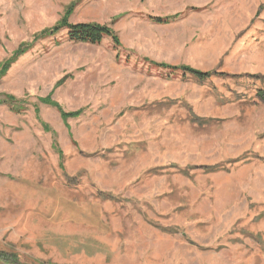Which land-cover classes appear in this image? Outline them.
<instances>
[{
  "label": "rangeland",
  "instance_id": "rangeland-1",
  "mask_svg": "<svg viewBox=\"0 0 264 264\" xmlns=\"http://www.w3.org/2000/svg\"><path fill=\"white\" fill-rule=\"evenodd\" d=\"M73 1L121 45L64 30L0 77V264H264V0H0V63Z\"/></svg>",
  "mask_w": 264,
  "mask_h": 264
},
{
  "label": "trees",
  "instance_id": "trees-1",
  "mask_svg": "<svg viewBox=\"0 0 264 264\" xmlns=\"http://www.w3.org/2000/svg\"><path fill=\"white\" fill-rule=\"evenodd\" d=\"M76 1L71 2L65 9V13L54 25L44 28L32 36L31 41L22 42L18 48L12 53L10 57L5 59L0 63V77L6 74L10 65L23 53H25L37 40L55 36L61 31H66V38L72 42L78 43H89V44H100L104 38H110L114 47H119L121 45L119 37L114 29L109 24H101L97 22H77L73 23L68 20L69 15L72 13ZM178 15V14H177ZM177 15L169 16H148V18L155 23H168L170 20L174 19ZM147 60V59H146ZM155 66L168 69L172 72L181 71L183 73H188L199 80L209 79L211 76L218 75L214 71H201L192 68L188 65H171L165 62H152ZM220 75V74H219ZM257 97L264 102V90H258L256 93ZM4 97L0 99L1 104L8 106L9 110L15 112L16 114L21 113V100L16 98L11 94H4ZM44 103L51 104L55 106L62 117H76L80 114V111L64 112L58 106V104L53 101L49 96L41 99ZM56 147V145H55Z\"/></svg>",
  "mask_w": 264,
  "mask_h": 264
},
{
  "label": "crops",
  "instance_id": "crops-1",
  "mask_svg": "<svg viewBox=\"0 0 264 264\" xmlns=\"http://www.w3.org/2000/svg\"><path fill=\"white\" fill-rule=\"evenodd\" d=\"M194 2H197V3H195V4H201V1L202 0H193ZM160 68V67H159ZM163 69V68H162ZM168 70V69H167Z\"/></svg>",
  "mask_w": 264,
  "mask_h": 264
}]
</instances>
